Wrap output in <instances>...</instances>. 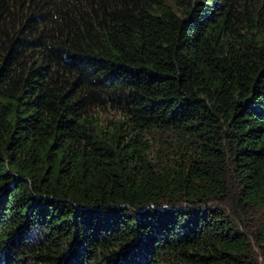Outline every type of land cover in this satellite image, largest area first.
Segmentation results:
<instances>
[{"label": "trees", "instance_id": "obj_1", "mask_svg": "<svg viewBox=\"0 0 264 264\" xmlns=\"http://www.w3.org/2000/svg\"><path fill=\"white\" fill-rule=\"evenodd\" d=\"M0 264H264V0H0Z\"/></svg>", "mask_w": 264, "mask_h": 264}]
</instances>
